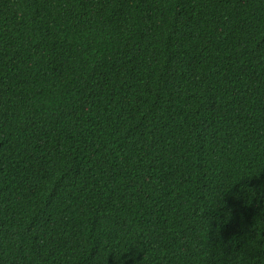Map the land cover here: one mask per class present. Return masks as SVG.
<instances>
[{
  "label": "trees",
  "instance_id": "trees-1",
  "mask_svg": "<svg viewBox=\"0 0 264 264\" xmlns=\"http://www.w3.org/2000/svg\"><path fill=\"white\" fill-rule=\"evenodd\" d=\"M0 264H264V0H0Z\"/></svg>",
  "mask_w": 264,
  "mask_h": 264
}]
</instances>
